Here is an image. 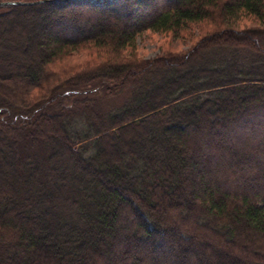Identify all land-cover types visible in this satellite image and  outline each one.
<instances>
[{
	"label": "trees",
	"instance_id": "1",
	"mask_svg": "<svg viewBox=\"0 0 264 264\" xmlns=\"http://www.w3.org/2000/svg\"><path fill=\"white\" fill-rule=\"evenodd\" d=\"M0 26V63L17 52L0 65V264H264V0H47L0 6ZM190 28L179 57L136 53ZM92 89L120 101L96 113Z\"/></svg>",
	"mask_w": 264,
	"mask_h": 264
},
{
	"label": "rangeland",
	"instance_id": "2",
	"mask_svg": "<svg viewBox=\"0 0 264 264\" xmlns=\"http://www.w3.org/2000/svg\"><path fill=\"white\" fill-rule=\"evenodd\" d=\"M165 2L168 3V1H165ZM28 22H29V20H27V17H25V16L22 17L20 20V24L18 25V29L15 30L13 33L5 34L4 36L6 38H10L11 42L14 45L19 44V40L21 38L22 33L26 32L28 29ZM2 27L7 29L8 25L5 24ZM0 28H1V26H0ZM47 32H48V30L46 28H41L42 36L47 34ZM198 33H199V31L196 28H190L188 31H186L185 33H182L181 35H175L174 33L162 34V33H156V32H152V31H146V32L142 33L141 35H139L136 39V53L139 57L144 58V59H147V58L153 59V58H156L159 56H163L165 58H167V57H179L181 54H183L187 50L191 49L193 47V45L195 44V42L198 41ZM41 43H43V41ZM13 50H14V48L11 46H10V48L4 49V52L6 54H8V58L10 59L8 62L6 61V62L0 63V65L3 66L4 73H8L6 71L13 69V64L15 63V61H16L15 58L17 56V52H14ZM29 54H30L31 58L34 57L31 53H29ZM204 54L205 55L207 54L208 56H210L211 59H216V57L219 56L218 53H213V52H207V53L204 52ZM247 56L248 55L245 54L244 52L238 51V64H245L246 62L250 61V60H247ZM197 60L200 62L201 58L198 57ZM188 66L190 68H192V66H194V65L189 64ZM263 73H264V67L261 68V71H260L261 75ZM174 75H175V73H173L172 71L165 70L164 73L162 74V77L163 76L172 77ZM145 79L147 81L151 80V76L149 75ZM191 82H194V80L192 79ZM96 85H94V86H96ZM78 96L74 97V99H72V100H75L76 102L78 100H80L82 102V104L88 103L87 97L93 98V102L91 101L92 109L95 110L96 113H101V114H104V112L106 110H109L111 107H113V105L118 104V102L120 101V98H117V97H105L99 89H92L91 91H88L87 97H82V96L78 97ZM64 103H66V102H64ZM79 107H80V109L84 108L83 105H81ZM110 131L111 130L109 128L108 132L110 134L112 142L117 144L119 139H120L119 132H117L116 130L111 131V132ZM22 140L26 142V138H24L23 136H22ZM21 143H20V145H21ZM227 145L229 147L228 149H231V151H230L231 153L234 151V149L238 150V147H237L238 144H236L235 141L233 142L231 140H228ZM263 161H264V159H263ZM29 188L30 187L28 186V189ZM61 209H62V212L65 214L64 207L63 208L61 207ZM187 210L189 213V211L191 209H187ZM175 211H173L172 213L174 214ZM185 211H184V213H185ZM8 233H10V231H8V230L4 232V234H8ZM164 255L165 254L163 253L162 256H164ZM173 255L174 254H168L167 257H173ZM84 262L85 261L82 260V264H85Z\"/></svg>",
	"mask_w": 264,
	"mask_h": 264
},
{
	"label": "water",
	"instance_id": "3",
	"mask_svg": "<svg viewBox=\"0 0 264 264\" xmlns=\"http://www.w3.org/2000/svg\"><path fill=\"white\" fill-rule=\"evenodd\" d=\"M47 0H32V1H24V0H3L0 1V6L5 5H34L45 2Z\"/></svg>",
	"mask_w": 264,
	"mask_h": 264
}]
</instances>
